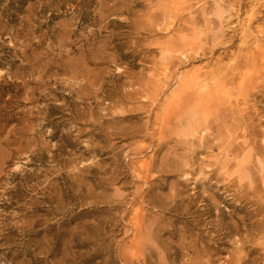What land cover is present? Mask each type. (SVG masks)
<instances>
[{"label": "rangeland", "instance_id": "374dc122", "mask_svg": "<svg viewBox=\"0 0 264 264\" xmlns=\"http://www.w3.org/2000/svg\"><path fill=\"white\" fill-rule=\"evenodd\" d=\"M0 215V264H264V0H0Z\"/></svg>", "mask_w": 264, "mask_h": 264}, {"label": "bare ground", "instance_id": "6f19581e", "mask_svg": "<svg viewBox=\"0 0 264 264\" xmlns=\"http://www.w3.org/2000/svg\"><path fill=\"white\" fill-rule=\"evenodd\" d=\"M186 47H187V46H186ZM195 79H197L196 76L194 77V80H195ZM194 80H193V81H194ZM195 81H196V80H195ZM196 82H198V80H197ZM180 102H183V99H182V98L179 100V103H180ZM47 185H49V184H47ZM44 190H45V188L42 187V188H41V191H43V193L45 194V191H44ZM44 197H45L46 202H48V203H49V198H50V199H53V197L50 196V195H48V196L45 195ZM0 216H1V215H0ZM8 218H10V217L7 216V215H3V218H2V219H8Z\"/></svg>", "mask_w": 264, "mask_h": 264}]
</instances>
